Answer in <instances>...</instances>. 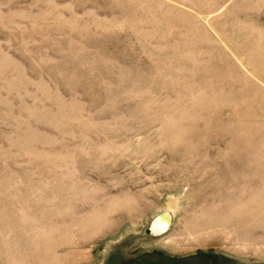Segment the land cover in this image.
<instances>
[{
	"label": "rangeland",
	"instance_id": "obj_1",
	"mask_svg": "<svg viewBox=\"0 0 264 264\" xmlns=\"http://www.w3.org/2000/svg\"><path fill=\"white\" fill-rule=\"evenodd\" d=\"M0 264H264V0H0Z\"/></svg>",
	"mask_w": 264,
	"mask_h": 264
},
{
	"label": "bare ground",
	"instance_id": "obj_2",
	"mask_svg": "<svg viewBox=\"0 0 264 264\" xmlns=\"http://www.w3.org/2000/svg\"><path fill=\"white\" fill-rule=\"evenodd\" d=\"M173 204L174 203L170 202L169 208L173 209V211H174L175 207ZM167 211H165V212L168 216L160 217L163 215V212L161 213L162 215L159 214V215L155 216V218H154L155 221H154L153 226H152L153 233H151V236L161 237V236H163L169 232V230L173 224V219H172L173 215L171 214V212H169V211L167 212Z\"/></svg>",
	"mask_w": 264,
	"mask_h": 264
},
{
	"label": "water",
	"instance_id": "obj_3",
	"mask_svg": "<svg viewBox=\"0 0 264 264\" xmlns=\"http://www.w3.org/2000/svg\"><path fill=\"white\" fill-rule=\"evenodd\" d=\"M161 215H162V214H161ZM165 216H168V215H167L166 213H163V215L160 216V217H165ZM154 221H155V220H153V221L151 222L150 226H149V232H150V233H153V231H152V226H153Z\"/></svg>",
	"mask_w": 264,
	"mask_h": 264
}]
</instances>
